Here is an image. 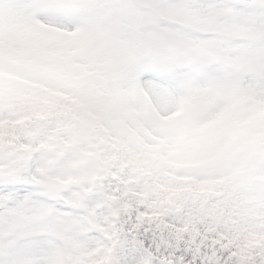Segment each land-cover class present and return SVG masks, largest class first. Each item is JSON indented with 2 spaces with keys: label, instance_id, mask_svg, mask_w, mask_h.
Here are the masks:
<instances>
[{
  "label": "snow or ice",
  "instance_id": "obj_1",
  "mask_svg": "<svg viewBox=\"0 0 264 264\" xmlns=\"http://www.w3.org/2000/svg\"><path fill=\"white\" fill-rule=\"evenodd\" d=\"M0 264H264V0H0Z\"/></svg>",
  "mask_w": 264,
  "mask_h": 264
}]
</instances>
